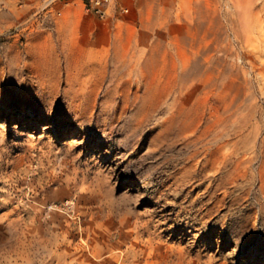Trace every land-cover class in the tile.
Instances as JSON below:
<instances>
[{
	"label": "rangeland",
	"instance_id": "1",
	"mask_svg": "<svg viewBox=\"0 0 264 264\" xmlns=\"http://www.w3.org/2000/svg\"><path fill=\"white\" fill-rule=\"evenodd\" d=\"M42 2L0 0V264H56L58 255L79 241L80 225L91 227L88 234L109 227L116 231L126 216L142 224L145 240L163 248L182 247L200 264H264V203L256 200L255 190L238 201L228 198L195 228L178 231L183 220L200 218L196 209L201 206L189 204L201 191L194 189L198 183L178 180L181 146L158 137L153 123L135 132L121 120L106 133L94 121L80 124L64 97L49 109L39 95L38 79L30 77L32 60L25 53L36 36L39 54L49 62L44 79L60 90L73 81L76 88L97 84L104 91L116 76L129 72L116 70L107 51L115 32L112 17L88 11L86 0H56L46 9ZM76 3L81 9L71 11L63 23L58 13ZM169 11L165 0H133L118 41L147 40V30L151 41L160 37L164 45L158 59L165 60V78L180 75L190 56L180 37L158 34L174 14ZM198 17L194 11L193 26ZM61 24L88 29L91 45L66 50V38L58 33ZM176 188L184 190L181 198ZM67 199L76 202L78 218L63 209ZM140 254L125 264H148Z\"/></svg>",
	"mask_w": 264,
	"mask_h": 264
},
{
	"label": "bare ground",
	"instance_id": "2",
	"mask_svg": "<svg viewBox=\"0 0 264 264\" xmlns=\"http://www.w3.org/2000/svg\"><path fill=\"white\" fill-rule=\"evenodd\" d=\"M55 2L43 0L41 6L53 8ZM132 3L133 0H123L128 12L113 9L110 14L115 32L107 47L115 69L129 72L128 76H116L104 91L97 84L86 90L76 88L73 81L68 89L60 90L44 79L49 62L48 57L39 54L36 36L25 53L32 60L30 77L39 81V95L51 105L49 109L55 99L64 97L75 120L84 125L94 121L103 133L113 131L121 120L135 132L153 123L158 137L181 146L184 157L178 166V180L183 185L198 183L194 189L201 191L189 204L196 206L198 202L201 206L196 209L200 218L183 220L176 226L178 231L195 228L200 219L226 205L228 198L238 201L255 190V198L262 205L264 0H209L198 4L197 0H165V7L174 14L158 34L166 33L177 40L180 37L190 53L180 75L166 78L165 60L158 59L164 45L160 37L151 41L153 34L147 30V40L135 44L118 42L132 13ZM76 4H69L58 16L64 18L71 11L77 12L81 6ZM194 11L199 17L193 26ZM193 30L197 32L195 38L191 36ZM88 31L69 30L63 24L58 28L59 36L66 38V50L91 45ZM20 56H12L10 64ZM175 191L181 198L184 190ZM63 209L75 215L76 202L67 199ZM260 211L264 215V208L260 207ZM140 226L130 216L121 220L116 231L109 227L88 234L91 227L80 225L79 241L59 254L56 264H125L138 253L148 264H200L182 247L163 248L145 240Z\"/></svg>",
	"mask_w": 264,
	"mask_h": 264
},
{
	"label": "built area",
	"instance_id": "3",
	"mask_svg": "<svg viewBox=\"0 0 264 264\" xmlns=\"http://www.w3.org/2000/svg\"><path fill=\"white\" fill-rule=\"evenodd\" d=\"M123 0H86V9L98 15L100 18H110L113 9H120L127 13L128 9L122 5Z\"/></svg>",
	"mask_w": 264,
	"mask_h": 264
}]
</instances>
